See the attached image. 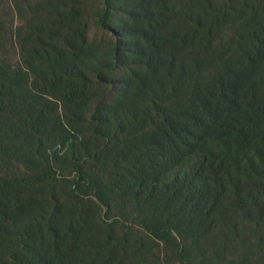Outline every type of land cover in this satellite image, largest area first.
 <instances>
[{"label": "trees", "instance_id": "16d2710c", "mask_svg": "<svg viewBox=\"0 0 264 264\" xmlns=\"http://www.w3.org/2000/svg\"><path fill=\"white\" fill-rule=\"evenodd\" d=\"M100 3L95 26L117 39L109 51H103L97 41H87L89 26L81 23L85 2L59 0L47 23L28 32L23 66L29 69L32 60L48 62L46 90H59L64 103L77 102L74 127L81 141L104 142L96 148L93 161L126 141L121 151L125 167L116 162V183L98 187L99 206L110 207L105 197L117 193L131 194L139 201L154 198L160 216L190 229L204 227L223 196L215 177L226 173L241 181L246 163L240 153L245 148L264 153V6L256 0L251 19L244 14L236 18L248 21L240 40L214 48L216 27L226 21L221 11L211 19L194 13L187 17L180 13L173 19L169 0ZM198 48L196 55H204L207 66L219 63L213 80L189 105L171 106V93L186 73L198 67L191 68L183 52ZM89 71L99 85L106 82L110 94L92 113L93 90L83 81ZM23 79L24 74L0 64V103L22 88ZM9 104L1 106L0 130L13 113ZM139 145L143 154L135 156L131 149ZM70 149L77 178L66 183L71 195L77 196L91 183L84 169L91 157L85 155L82 142ZM200 150V155L195 154ZM41 179L57 181L50 174ZM21 189L0 187V264H61L68 255L66 264H72L73 253L64 251L78 244L76 225L83 215L70 220L71 239L67 240L69 233L59 224L60 207L41 225L32 200L24 199ZM134 223L159 239L171 232L164 223L140 219ZM106 225L111 235L99 250H118L127 237L111 249L116 222ZM123 227L124 232L129 229ZM18 228L20 233L15 232ZM17 238H21L17 245L21 251L14 249Z\"/></svg>", "mask_w": 264, "mask_h": 264}, {"label": "rangeland", "instance_id": "374dc122", "mask_svg": "<svg viewBox=\"0 0 264 264\" xmlns=\"http://www.w3.org/2000/svg\"><path fill=\"white\" fill-rule=\"evenodd\" d=\"M76 1L85 2L81 23L89 26L88 43L97 41L105 47L103 51H109L117 39L95 26L100 0H70L71 3ZM255 1L169 0V5L173 19L180 13L183 17L200 14L207 19L220 11L224 13L226 21L220 23L214 33L215 48L244 36L248 21L236 18L244 14L251 19ZM260 2L264 6V0ZM58 3L59 0H0V64L11 72L24 74L22 88L0 103L1 109L10 102L9 109L13 111L3 120L0 130V187L9 189L12 186L18 190L22 186V196L32 200L34 214L37 213L41 225L49 222L55 208L60 207L59 224L63 225L64 233H69L67 240L71 239L70 220L79 213L83 215L76 225L80 232L78 244L70 252L64 251L65 255L73 253L72 264H94V260L95 264H264V153L258 154L253 148H245L240 153L246 163L241 181L226 173L215 177V184L223 196L210 221L199 229H190L176 219L170 221L167 215L160 216L162 211L154 198L139 201L131 194L117 193L103 196L110 201V207L98 205L95 197L98 187L116 183V162L125 167L121 151L126 141L93 161L96 148L104 142L81 141L74 127L77 102L64 103L59 90H46L44 80L49 70L48 62L32 60L29 69L23 66L25 47L29 44L28 32L47 23L49 16L56 13ZM80 41L75 42L80 44ZM199 50L183 52L191 68L198 67L186 73L181 85L171 93V106L189 105L213 80L219 63L207 66L206 57L196 55ZM87 76L83 81L93 90H90L89 101L92 113L106 96L109 98V92L106 82L99 85L91 72ZM129 119L125 123L127 129ZM138 135L141 136V132ZM80 141L85 155L92 158L87 159L88 164L84 166L91 183L73 196L66 183L67 179L77 178L69 159L70 148ZM131 150L135 156L143 154L141 145ZM201 153L202 150L195 154ZM44 174L54 176L57 181L41 179ZM134 219L164 223L171 232L164 239L156 238L134 223ZM115 222V241L109 247L114 248L126 237L127 243L119 245L117 251L100 252V245L111 235L106 224ZM123 226L129 229L124 232ZM19 231L18 228L15 232ZM18 240L21 238L13 242L14 249L21 251L17 248ZM68 257L61 264H66Z\"/></svg>", "mask_w": 264, "mask_h": 264}]
</instances>
